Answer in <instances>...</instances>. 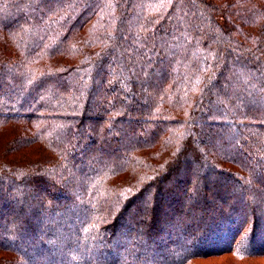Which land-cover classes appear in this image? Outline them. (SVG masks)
Segmentation results:
<instances>
[{
    "label": "trees",
    "instance_id": "1",
    "mask_svg": "<svg viewBox=\"0 0 264 264\" xmlns=\"http://www.w3.org/2000/svg\"><path fill=\"white\" fill-rule=\"evenodd\" d=\"M225 255L264 260V0H0V264Z\"/></svg>",
    "mask_w": 264,
    "mask_h": 264
},
{
    "label": "rangeland",
    "instance_id": "2",
    "mask_svg": "<svg viewBox=\"0 0 264 264\" xmlns=\"http://www.w3.org/2000/svg\"><path fill=\"white\" fill-rule=\"evenodd\" d=\"M218 245V244H217ZM237 264L236 261L234 260V257L231 255H225L221 257H211V258H206L203 260H195L194 264ZM254 264H264V260H256V262H253Z\"/></svg>",
    "mask_w": 264,
    "mask_h": 264
}]
</instances>
